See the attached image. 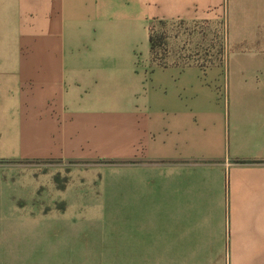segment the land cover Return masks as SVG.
Listing matches in <instances>:
<instances>
[{
	"label": "crops",
	"instance_id": "obj_1",
	"mask_svg": "<svg viewBox=\"0 0 264 264\" xmlns=\"http://www.w3.org/2000/svg\"><path fill=\"white\" fill-rule=\"evenodd\" d=\"M210 19L218 64L156 63L152 22ZM41 158L126 172L101 250L264 264V0H0V264L23 237L1 162Z\"/></svg>",
	"mask_w": 264,
	"mask_h": 264
},
{
	"label": "rangeland",
	"instance_id": "obj_2",
	"mask_svg": "<svg viewBox=\"0 0 264 264\" xmlns=\"http://www.w3.org/2000/svg\"><path fill=\"white\" fill-rule=\"evenodd\" d=\"M222 23L219 19L152 22V35L161 39L153 56L157 58L156 63L218 64L224 53L232 51L226 44ZM1 164L14 168L7 175L18 183L16 200L7 205L9 215L15 213L17 219H9L8 229L23 230L15 252L8 253L9 261L14 260L16 264L140 263L131 259L132 254L116 253L111 247L101 250L102 244L96 242L97 234L113 229L107 219L126 212L119 210L118 204H112L109 197L112 182L127 179L126 172L116 168L118 164L51 158L6 160ZM89 215H100L103 220ZM159 255L147 254L150 258L147 264H156ZM168 255L170 264L172 257Z\"/></svg>",
	"mask_w": 264,
	"mask_h": 264
},
{
	"label": "trees",
	"instance_id": "obj_3",
	"mask_svg": "<svg viewBox=\"0 0 264 264\" xmlns=\"http://www.w3.org/2000/svg\"><path fill=\"white\" fill-rule=\"evenodd\" d=\"M160 40L161 39H157L156 37H154L152 35V32H151L149 43H150L151 53L153 54V56L155 55L156 47L159 46V44H160ZM154 59H157V58H154ZM108 163H110V164H119V162H108ZM122 164H126V163H122Z\"/></svg>",
	"mask_w": 264,
	"mask_h": 264
}]
</instances>
